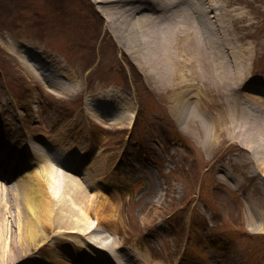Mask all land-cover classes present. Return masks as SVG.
Segmentation results:
<instances>
[{
	"label": "rangeland",
	"instance_id": "rangeland-1",
	"mask_svg": "<svg viewBox=\"0 0 264 264\" xmlns=\"http://www.w3.org/2000/svg\"><path fill=\"white\" fill-rule=\"evenodd\" d=\"M227 2L234 16L246 17L234 22L237 31L249 32L247 40L259 46L238 95L240 113L231 116L233 95L201 102L198 123L209 124L214 115L227 113L222 132L213 139L217 141L203 143L202 131L181 122L180 109L186 105L181 98L152 90L139 65L108 32L109 12L103 3L0 0V134L16 140L23 132L39 150L50 141L85 159L86 167L94 164L88 171L81 164L59 167L95 198L98 215L89 218L92 228H85L82 238L57 227L58 239L31 251L36 260L52 254L56 244L70 246L71 241L82 255L100 263L107 255L110 264H135L132 258L142 256L153 264H264V200L257 187L264 185V170L252 177L246 171L254 162L237 166L233 161L236 155L258 158L240 126L242 114H264V106L253 99L264 97L257 90L264 86V0ZM38 48L44 59L66 71L59 82L74 85L72 91L56 86V72V79L39 74L40 65L50 62L36 56ZM108 97L123 104V114L134 110L132 123L114 119L103 103ZM6 185L12 187L13 180ZM76 203L72 206L78 211ZM97 216L114 220L98 227ZM0 232L6 233L3 222ZM83 239L96 251L88 253ZM127 253L129 261L122 262L119 254ZM135 253L139 257H132Z\"/></svg>",
	"mask_w": 264,
	"mask_h": 264
},
{
	"label": "bare ground",
	"instance_id": "bare-ground-1",
	"mask_svg": "<svg viewBox=\"0 0 264 264\" xmlns=\"http://www.w3.org/2000/svg\"><path fill=\"white\" fill-rule=\"evenodd\" d=\"M95 1L103 3L108 10V32L114 33V39L124 48L130 61L139 65L136 68L151 81L152 90L169 91L179 96L186 104L180 109L181 122L185 127L195 126L198 133L202 131L201 136L206 137L203 143H212L216 135L222 132L227 113L214 115V120H210L209 124L198 123V108L202 101H209L215 95H233L235 105L230 107L231 116L240 113L242 101L238 95L250 72H247V65L259 46V42L247 40L249 32H238L234 26V22L242 21L245 15L234 16L227 9V0ZM249 27L250 23L245 25V29ZM241 28H244L243 25ZM40 51L39 48L34 50L36 56L51 64L40 65L42 71L36 68L39 74L44 78L48 75L56 79V72L59 78L55 81L56 86L63 91H72L74 85L72 88L59 82L64 79L65 70L59 64H54L53 59H44ZM253 99L264 106V97ZM103 103L114 114L116 121L132 123L134 110L123 114V104L118 105L110 97ZM242 115L244 123L240 127L247 130L249 146L258 158L236 155L233 161L237 166L254 162L253 169L247 170L246 174L257 177L258 173H262L260 170H264V114L250 112ZM25 135L22 132L18 139L13 140L4 133L0 134V224L3 222L6 227V233L0 232V264H31V260L38 264H93L89 256L82 255L71 241L70 246L56 244L53 253L44 259L36 260L39 257H35L31 251H38L47 240L58 239L60 233L55 232L57 227L76 232L82 238V231L92 228L89 218L93 213L98 215L93 204L95 198L86 194L80 180L64 170L60 171V168L81 164L86 171L94 169L91 162L95 155L91 156V165L86 167L85 159L78 154L72 157L70 150L65 151L50 141H46L44 150H39L34 145L37 143ZM63 138L62 135L59 137ZM241 174H244L243 171ZM261 175L264 177V171ZM11 178L13 185L9 187L6 183ZM257 187L264 200V185L257 183ZM74 200L80 205L78 211L72 206ZM10 207L16 212L11 213ZM113 220L111 217L97 216L96 226L104 227L102 223ZM83 241L89 246L88 253L96 251L90 241ZM99 244L104 249L110 247L107 242ZM113 251L115 249L110 252L113 258H118ZM119 257L125 260L123 255L119 254ZM146 262L140 258L135 264H152ZM95 263L109 264L104 256L101 263Z\"/></svg>",
	"mask_w": 264,
	"mask_h": 264
}]
</instances>
